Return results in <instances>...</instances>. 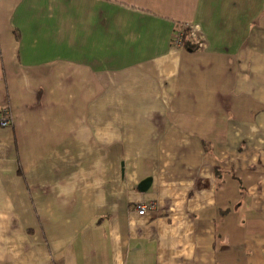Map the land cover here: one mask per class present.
I'll return each mask as SVG.
<instances>
[{
    "label": "crops",
    "instance_id": "1",
    "mask_svg": "<svg viewBox=\"0 0 264 264\" xmlns=\"http://www.w3.org/2000/svg\"><path fill=\"white\" fill-rule=\"evenodd\" d=\"M0 264H264V0H0Z\"/></svg>",
    "mask_w": 264,
    "mask_h": 264
},
{
    "label": "built area",
    "instance_id": "2",
    "mask_svg": "<svg viewBox=\"0 0 264 264\" xmlns=\"http://www.w3.org/2000/svg\"><path fill=\"white\" fill-rule=\"evenodd\" d=\"M194 37L199 40L203 46H205V41L200 35L199 27L193 23H186L178 31L173 42L175 46L183 47L187 39L192 41L194 40ZM11 120V111L7 107L3 108L1 113V125L7 127L11 124ZM153 209V207L150 209V206L144 203L137 204L136 206V212L141 216L146 215L150 210Z\"/></svg>",
    "mask_w": 264,
    "mask_h": 264
},
{
    "label": "trees",
    "instance_id": "3",
    "mask_svg": "<svg viewBox=\"0 0 264 264\" xmlns=\"http://www.w3.org/2000/svg\"><path fill=\"white\" fill-rule=\"evenodd\" d=\"M194 40H190V39H187L185 41V44L187 46V49L188 50H191V51H195L198 49V44L196 43V41H198L195 37L193 38Z\"/></svg>",
    "mask_w": 264,
    "mask_h": 264
},
{
    "label": "rangeland",
    "instance_id": "4",
    "mask_svg": "<svg viewBox=\"0 0 264 264\" xmlns=\"http://www.w3.org/2000/svg\"><path fill=\"white\" fill-rule=\"evenodd\" d=\"M202 45V44H201ZM204 47V46H203Z\"/></svg>",
    "mask_w": 264,
    "mask_h": 264
}]
</instances>
